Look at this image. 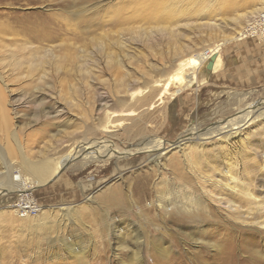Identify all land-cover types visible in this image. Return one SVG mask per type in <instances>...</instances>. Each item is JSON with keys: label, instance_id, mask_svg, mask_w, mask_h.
I'll use <instances>...</instances> for the list:
<instances>
[{"label": "rangeland", "instance_id": "obj_1", "mask_svg": "<svg viewBox=\"0 0 264 264\" xmlns=\"http://www.w3.org/2000/svg\"><path fill=\"white\" fill-rule=\"evenodd\" d=\"M181 1L0 0V39L8 44L22 42L27 35L26 31L42 19L40 13L59 12L60 15L71 17L72 11L90 6L91 9L88 11L105 14L106 18L103 19L106 23L103 27L108 31L114 29L112 20L119 12L126 26L125 29L129 27L138 29L158 24L174 25L188 15L186 11H179L178 5ZM247 1L249 0H217L216 7L220 8L217 12L229 16L236 11L237 6L241 8ZM152 3L160 6L153 14L147 8ZM166 5L168 7L165 9ZM186 6L185 2L183 7L185 10ZM135 7L137 13L134 11ZM139 12L143 16L139 15ZM255 22L259 24L260 29L259 27L258 30L253 29L256 30L255 32L250 30L244 39L227 42L221 46L222 67L217 72L207 75L208 77L204 79L207 81H201L198 86L192 87L173 85L172 91L166 93L162 97L163 100H160L158 94L161 86H156L157 84L153 82L160 77L164 68L170 71L172 44L167 43V35L161 31L156 34L158 41L156 39L152 46L137 41L133 45L137 50V62L134 66H137V72L148 69L151 71L137 82V87L141 88L140 95L144 97L148 95L147 89L153 86L149 89L151 105L140 107L147 109L136 112L120 125L116 124L109 133L98 129L91 116L98 113L97 109L103 103L102 99L108 100V111L132 104L130 99L123 104L116 102L115 81L116 76L122 71H115L113 73L115 77L106 71L103 73V81L96 80L93 89L86 88V97L92 99L91 102L95 100L94 108L63 109L58 105L57 95L52 93L56 92L55 89H52V92L47 91L48 97L41 106H37L28 97L20 98L22 97L20 94L23 93L21 86L23 80L19 79L14 86L21 87L14 89L13 93L7 91L11 103L8 108L10 124L8 128L2 126L0 122V142L6 145L4 140L7 132L15 129L19 133V141L27 148L26 150H35L47 141H54L58 135L63 134L62 129L66 127L67 135L76 129L70 137L75 136L77 141L86 134V130H89V139L110 137L120 150L144 137L149 139L162 137L164 141L157 147L159 149L169 147L170 143L180 139L190 123L189 119L194 117L192 115L199 117L201 128H207L220 119L231 117L239 108H247L252 102L264 100V17H257ZM184 31L189 32L188 28ZM207 33H209L208 29H194L185 39L189 45L195 43L197 47L194 48L202 51L204 47L214 44V42L210 44L208 39L205 40ZM205 43L209 44L202 47ZM88 46L92 48L90 44ZM173 91H176L174 95ZM227 91L236 93L229 95ZM82 96L84 93L81 98ZM170 96L174 97L172 100L176 103L173 114H168ZM58 110L61 111L57 113ZM70 137H67L64 143L50 149V155L61 157L66 153L74 143L72 139L69 140ZM252 145L258 147L255 154L248 148L239 152L238 147L231 148L228 144L224 148L228 151L232 150L231 153L237 156L239 166L235 167V171L240 175L247 176L254 171L255 174L264 176V156H261L264 153L261 151L263 144L259 145L254 140ZM156 151L158 150L137 152L124 157L117 162L121 169H117L114 159L93 162L88 166H83L76 160L71 162L72 164L66 167L56 180L32 187L33 192L29 197L19 198L14 192L3 196L4 198L0 197V264H82V260L87 261V264H126L135 246L134 235L137 232L142 241L143 264H237L245 258L243 255L247 256L252 250H257L253 254L257 263L264 264V254L262 256L264 236L259 233L260 235L257 234L259 236L255 238L257 235L240 231V225L234 223L232 225L231 222L224 221L220 215L214 214L218 211V207H212L213 211L210 215L202 213L187 215L175 210L166 214L157 203L158 192L169 187L172 189L174 184L178 183L174 179L172 165L180 155L177 151H169L163 159L165 166L160 169L151 156ZM245 151L250 155L247 160L245 157L248 155ZM0 154L3 155L2 152ZM21 179L24 180L22 174L18 181V185L22 187L26 182ZM190 184L191 187L186 183L189 190L192 188L199 190L197 183ZM114 190L116 192H113ZM28 198L32 199L30 202L34 206L28 210L33 212L20 215V211L15 214L12 208H19L17 204H26ZM63 203L75 205L70 219L63 220L61 219L63 214L61 216L59 211L56 212L50 220L58 222H54L51 232L46 233L47 228L40 224L38 221L40 218L35 215L37 208L43 205V208L56 207L57 211V206ZM117 231L126 235L131 233L129 237L133 239L127 243L129 245L127 248L116 251ZM63 239L68 242L79 241L86 246L85 252L78 256L81 260L78 257H69L68 250L62 245ZM152 240L158 245L156 246ZM249 241H252L251 246L246 248ZM162 246H166L169 250L164 255L160 252ZM49 253L54 254V261L49 259L51 256ZM222 254L227 255L224 257L226 260L222 259Z\"/></svg>", "mask_w": 264, "mask_h": 264}, {"label": "bare ground", "instance_id": "obj_2", "mask_svg": "<svg viewBox=\"0 0 264 264\" xmlns=\"http://www.w3.org/2000/svg\"><path fill=\"white\" fill-rule=\"evenodd\" d=\"M259 1L260 3H258ZM185 2L187 3L186 10L183 8ZM217 3V0H182L178 9L188 12L187 17L183 20L177 21L174 25L158 24L138 29L137 27L125 29L126 26L119 12L112 20L114 29L109 31L103 27L106 23L105 14L103 15L99 11H88L91 6L80 7L72 11L71 17L60 15L59 12L40 13L42 19L26 31L27 35L22 42L8 44L0 39V122L2 126L5 125L9 128L8 108L11 103L7 93L10 91L13 93L16 88L23 86L20 98L28 97L37 106H41L48 97L47 91L55 89L56 92H51L57 95L58 105L63 109L94 108L95 100L91 102L92 99L86 97V88L93 89L96 80L103 81L104 72L109 71L114 76L113 73L119 70L122 72L116 76V92H114L116 102L123 104L127 99H130L132 104L125 108L108 111L109 102L102 99L103 103L97 109L98 113L91 114L98 129L104 133L112 132V127L116 124L120 125L136 112L147 109L140 107L146 104L147 106L151 105L149 89L153 86L147 89L148 95L144 97L140 95L141 88L137 87V82L151 71L148 69V71L137 72V66H134V63L137 62V50L133 45L139 41L152 46L156 39L158 41L156 34L159 31L167 35V43L172 44L171 58L169 59L170 71L164 68L160 77L153 82L157 84L156 86H161L158 93L160 100H163L162 97L166 93L172 91L173 85L192 87L193 85L198 86L201 81H207L204 80L208 77L207 75L217 72L222 67L221 46L227 42L244 39L250 30L255 32L256 30L253 29L258 27L260 29L261 27L255 21L257 17H264V0H249L243 7L237 6L236 11H233L229 16L217 12L220 9L216 7ZM158 7L160 8L158 4L152 3L147 8L153 14ZM167 7L166 5L165 9ZM135 8L134 11L137 13V7ZM139 15L143 16L141 12ZM185 28H188L190 33L184 31ZM194 29H208L209 33L206 34L205 40L208 39L210 44L213 42L214 44L208 47L204 46L209 43L202 44L204 47L202 51L194 48L197 47L195 43L189 45L185 38L189 37ZM200 39L202 40V38ZM194 41L196 40L194 39ZM89 44L92 48L88 46ZM214 56L215 59L210 64V60ZM153 70L155 71V69ZM19 79H22L23 82L21 86L15 88L14 85ZM227 92L229 95L236 93L234 91ZM83 93L84 96L81 98ZM175 93L176 91H173L172 94ZM173 98L170 96L168 100L170 102V113L168 112V114H173L175 110L176 103L172 100ZM137 103L139 105H136ZM61 110H58L57 113ZM192 116L194 117L189 119L190 123L180 139L163 149L157 147L164 141L162 137L150 139L144 137L120 150L110 137L92 140L88 138L89 130H86V134L77 141L75 136L70 137L76 129L67 135L66 127H64L61 132L63 134L58 135L54 141H47L35 150H26L27 148L19 141L18 131L9 130L4 140L6 145L0 142V152L3 153V155L0 154V172H2L0 197H5L12 192L19 198L29 197L33 192L32 187L56 180L63 170L76 160L80 161L83 166H88L93 162L114 159L117 169H121L117 162L124 157H129L137 152L158 150L151 156L161 169L165 166L163 159L166 158V154L173 150L179 152L180 155V158L176 159L177 161L173 165L171 164L174 169V179L178 183H175L172 189L169 187L166 190H160L157 199L158 205L166 214L175 210L187 215L192 213L210 215L213 211L212 207H218V211H215L214 214L220 215L224 221H229L232 225L233 223L240 225L241 229L239 230L244 233L254 235L260 233L264 236V176L255 174L254 171L248 173L247 176L246 174L245 176L240 175L235 171V167L239 166L237 156L231 153L232 150L228 151L224 148L228 144L231 148L238 147L239 152L248 148L255 154L258 147L255 148L252 145L254 140L257 144L264 145V100L252 102L247 108H239L231 117L220 119L216 124L207 128H201L197 115ZM78 128L80 129V127ZM67 137L74 141L73 145L61 157H52L49 153L50 149L64 143ZM156 142L157 144H155ZM263 145L261 151H264ZM261 156H264V153ZM245 158L249 159L250 155ZM20 174L24 177V180H21L26 182L22 187L18 185ZM186 183L190 187L192 186L190 183H197L199 190L193 188V190H189ZM31 200L29 199L28 202ZM28 202L23 205L17 204L19 208L14 209L13 207L12 210L15 214L21 211L20 215L31 213L33 211L28 209L34 206L32 201ZM74 207L75 205L63 203L57 206L56 211V207H47V209L40 205L35 215L40 218L38 219L40 224L47 228L45 232L50 233L54 222H58L50 220L56 215L55 213L59 211L61 216L63 214L61 219L68 220ZM130 235L131 233L126 235L117 231L115 234L116 251L129 246L127 243L133 239V237H129ZM140 237L138 232L135 233V246L126 264H143ZM51 241L53 243L52 239ZM152 241L156 246L158 245L155 240ZM78 242L62 240V245L68 250L70 258H77L85 252L86 246L82 242ZM251 243L252 241L247 242L246 248H250ZM167 251L169 250L166 246L161 247L162 255ZM255 251H249L247 256L242 254L245 258H242L237 264H258L253 255ZM263 254L264 252L262 256ZM226 256L222 254V259L226 260L224 258ZM49 259H55L54 254ZM78 259L80 258L78 257ZM81 263L87 264V261L82 260ZM261 264L263 263L261 262Z\"/></svg>", "mask_w": 264, "mask_h": 264}, {"label": "water", "instance_id": "obj_3", "mask_svg": "<svg viewBox=\"0 0 264 264\" xmlns=\"http://www.w3.org/2000/svg\"><path fill=\"white\" fill-rule=\"evenodd\" d=\"M212 60H210V64H212L213 60L215 59V56L213 58H211ZM209 68V67H208Z\"/></svg>", "mask_w": 264, "mask_h": 264}]
</instances>
